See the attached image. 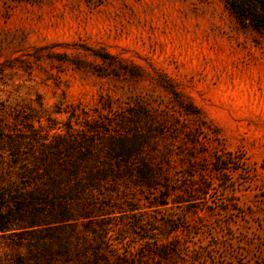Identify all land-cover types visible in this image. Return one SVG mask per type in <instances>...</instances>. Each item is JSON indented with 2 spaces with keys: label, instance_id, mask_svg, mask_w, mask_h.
Segmentation results:
<instances>
[{
  "label": "rangeland",
  "instance_id": "374dc122",
  "mask_svg": "<svg viewBox=\"0 0 264 264\" xmlns=\"http://www.w3.org/2000/svg\"><path fill=\"white\" fill-rule=\"evenodd\" d=\"M3 107L147 136L152 187L97 222L114 264H264V33L224 0H0Z\"/></svg>",
  "mask_w": 264,
  "mask_h": 264
},
{
  "label": "trees",
  "instance_id": "16d2710c",
  "mask_svg": "<svg viewBox=\"0 0 264 264\" xmlns=\"http://www.w3.org/2000/svg\"><path fill=\"white\" fill-rule=\"evenodd\" d=\"M224 2L264 33V0ZM12 112L0 109V256L15 264H114L97 222L108 218L123 181L152 187L154 168L139 161L147 136L94 126L51 133Z\"/></svg>",
  "mask_w": 264,
  "mask_h": 264
}]
</instances>
